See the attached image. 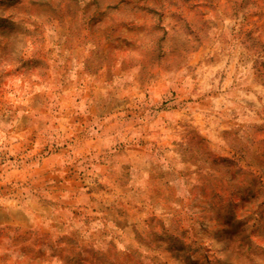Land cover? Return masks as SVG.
Here are the masks:
<instances>
[{"label":"rangeland","instance_id":"obj_1","mask_svg":"<svg viewBox=\"0 0 264 264\" xmlns=\"http://www.w3.org/2000/svg\"><path fill=\"white\" fill-rule=\"evenodd\" d=\"M0 264H264V0H0Z\"/></svg>","mask_w":264,"mask_h":264},{"label":"trees","instance_id":"obj_2","mask_svg":"<svg viewBox=\"0 0 264 264\" xmlns=\"http://www.w3.org/2000/svg\"><path fill=\"white\" fill-rule=\"evenodd\" d=\"M183 23H185V24H186V22H183ZM173 29H176V28H175V26L173 27Z\"/></svg>","mask_w":264,"mask_h":264}]
</instances>
